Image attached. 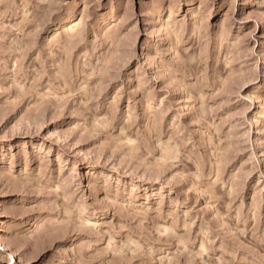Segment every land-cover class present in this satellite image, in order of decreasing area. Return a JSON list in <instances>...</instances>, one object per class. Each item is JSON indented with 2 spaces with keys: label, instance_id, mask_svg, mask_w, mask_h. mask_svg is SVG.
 I'll list each match as a JSON object with an SVG mask.
<instances>
[{
  "label": "rangeland",
  "instance_id": "obj_1",
  "mask_svg": "<svg viewBox=\"0 0 264 264\" xmlns=\"http://www.w3.org/2000/svg\"><path fill=\"white\" fill-rule=\"evenodd\" d=\"M0 264H264V0H0Z\"/></svg>",
  "mask_w": 264,
  "mask_h": 264
},
{
  "label": "bare ground",
  "instance_id": "obj_2",
  "mask_svg": "<svg viewBox=\"0 0 264 264\" xmlns=\"http://www.w3.org/2000/svg\"><path fill=\"white\" fill-rule=\"evenodd\" d=\"M73 29V28H72Z\"/></svg>",
  "mask_w": 264,
  "mask_h": 264
}]
</instances>
